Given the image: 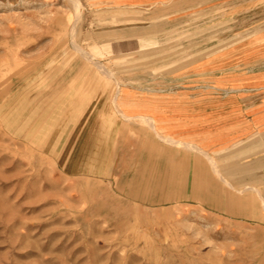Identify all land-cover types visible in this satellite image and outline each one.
I'll return each mask as SVG.
<instances>
[{
    "label": "rangeland",
    "instance_id": "374dc122",
    "mask_svg": "<svg viewBox=\"0 0 264 264\" xmlns=\"http://www.w3.org/2000/svg\"><path fill=\"white\" fill-rule=\"evenodd\" d=\"M243 48L264 58V0H0V264H264V139L137 141L117 104Z\"/></svg>",
    "mask_w": 264,
    "mask_h": 264
},
{
    "label": "crops",
    "instance_id": "0c3cea01",
    "mask_svg": "<svg viewBox=\"0 0 264 264\" xmlns=\"http://www.w3.org/2000/svg\"><path fill=\"white\" fill-rule=\"evenodd\" d=\"M83 1H101L112 10L177 8L186 3V0ZM249 51L225 49L178 71H170L163 77L167 86L162 90L133 84L121 87L117 104L122 127L134 132L137 141L146 131L173 145L210 153L250 145L254 138L264 139V58ZM146 145L148 156L152 154L148 160L153 163L148 168H159V156L154 155L159 148L149 140ZM183 160H173L163 167L187 168Z\"/></svg>",
    "mask_w": 264,
    "mask_h": 264
},
{
    "label": "bare ground",
    "instance_id": "6f19581e",
    "mask_svg": "<svg viewBox=\"0 0 264 264\" xmlns=\"http://www.w3.org/2000/svg\"><path fill=\"white\" fill-rule=\"evenodd\" d=\"M231 188V187H230Z\"/></svg>",
    "mask_w": 264,
    "mask_h": 264
}]
</instances>
